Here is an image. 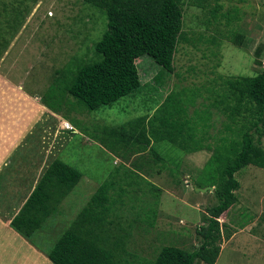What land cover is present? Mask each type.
<instances>
[{
  "label": "rangeland",
  "instance_id": "obj_1",
  "mask_svg": "<svg viewBox=\"0 0 264 264\" xmlns=\"http://www.w3.org/2000/svg\"><path fill=\"white\" fill-rule=\"evenodd\" d=\"M221 3L224 13L237 12L240 20L227 26L226 20L221 19L219 25L206 28L204 10L190 4L184 7V31L192 44H179L174 72L165 76L164 84L160 86L154 83L155 77L158 74L160 76L161 66L147 56L141 57L137 64L145 86L112 107L90 111L78 99L64 92L66 83L61 81L68 78L65 73L69 66L98 59L94 45L107 30L102 14L77 0H1L0 11L6 7L7 12L0 15V25L4 27L0 31L6 30V21L13 20L10 15L13 11L22 10L23 17H18L15 28L10 29L8 26L6 30L5 37L11 40H8L2 53L5 58L0 60V76L21 84L28 94L33 93L41 100L50 92L53 96L50 103L57 104L59 109L58 113L50 111L73 123L78 130L65 133L67 140L59 142L62 148L56 153V158L78 170L83 179L62 203L50 227L43 231L42 238L34 235L37 244L45 252L52 249L99 186L116 171V180L125 193L117 188L112 195L114 199L121 196V202H124L117 203L115 208L123 216L122 234L129 237L130 233L127 249L137 255L136 260L155 259L165 245L187 250H194L200 245L197 229L204 223L203 215L218 204L215 187L206 186L210 177L216 178L218 175L213 172L215 168L206 166L213 152L204 150L186 154L167 142L156 144V150L164 156L165 163L144 169L147 181L161 189L155 226L151 228L141 222L145 221L144 216L150 208L156 206L155 191L153 189L152 192L153 187L148 182L129 172L131 164H127L124 158L129 144L120 142L111 133L138 117L148 113L152 115L170 93H177L187 103L190 116L197 113L194 119L201 129L205 125L211 126L205 145L214 146L223 137L231 138L233 134L225 130L228 119L218 109L211 107L214 94L209 92L215 89V93H222L221 76H252L258 73L254 53L258 45H264V0H222ZM236 30L247 35L249 46L246 50L230 42L231 33ZM213 39L218 44L213 43ZM2 42L5 40L1 39ZM55 96H58V100ZM31 124L29 131L27 125L26 132L21 131L25 132L27 146H32V140L40 143L43 137H48L45 135L41 138L43 134L40 133L46 131L43 122ZM116 146L120 148L118 153L110 150ZM138 157L134 156L132 160ZM236 179L240 183V189L236 192L241 201L240 206L230 214L228 220L221 217L220 222L232 231L236 228L237 232L253 222V227L258 224L255 230L264 232V169L248 166L236 174ZM86 185L89 188H85ZM208 187L213 189L204 193L196 191ZM244 208H248V212L245 213ZM139 216L142 217L138 219ZM136 220L139 225L135 224L133 229L131 224ZM55 221L56 224L51 227ZM227 231L230 230L227 228L225 233ZM238 235L237 241L228 244L229 238L223 234L222 251L216 264H257L255 260L246 258L243 243L238 241L246 240V233ZM6 238L12 247L4 249L0 246V264H10L11 257L22 250V238L19 235L9 234ZM29 242L34 245L32 241ZM253 245L250 243L249 247ZM127 258L129 261L135 260L133 256Z\"/></svg>",
  "mask_w": 264,
  "mask_h": 264
},
{
  "label": "trees",
  "instance_id": "obj_2",
  "mask_svg": "<svg viewBox=\"0 0 264 264\" xmlns=\"http://www.w3.org/2000/svg\"><path fill=\"white\" fill-rule=\"evenodd\" d=\"M77 1L98 10L107 27L101 40L94 45L98 59L69 66L65 73L69 79L61 81L66 83L64 92L78 99L90 111L112 107L145 86L137 64L141 57L147 56L161 66L160 76L158 74L155 77L154 83L160 86L164 84L165 76L174 72L179 44H192L184 31V7L187 4L205 11L206 28L219 25L221 19L226 20L227 26L240 20L237 12H223L222 0ZM24 10L27 8L24 7ZM21 11L15 10L10 14L13 20L6 21V30L8 26L10 29L15 28L16 22L23 17ZM5 12L6 7H3L0 15ZM0 30H4L2 25ZM6 30L0 31V40H5L0 43L1 54L7 47ZM231 35L230 42L240 49L248 48L247 35L237 30ZM212 42L218 44L217 40L213 39ZM254 62L258 67L256 75L221 76L222 93H215V89L209 92L214 94L211 107L218 109L228 119L225 130L233 134L231 138L223 137L214 146L205 145L211 126L205 125L201 129L194 119L197 113L190 116L187 103L177 93H170L152 115L148 113L138 117L111 133L120 142L129 144L125 150V159L139 156L130 162L129 172L148 182L153 187L152 192L153 189L155 191L156 206L150 208L144 216L145 221L141 222L151 228L155 226L161 189L147 181L144 169L165 163L164 156L156 150V144L167 142L186 154L204 150L213 152L206 166L211 165L215 168L213 172L218 175L216 178L210 177L206 186L215 187L218 204L203 215L204 223L197 229L200 238L197 248L187 250L170 244L163 246L153 260H136L137 255L127 249L130 233L129 237L122 234L123 216L115 208L117 203L124 202H121V196L114 199L112 195L117 188L125 193L116 180V171L91 196L52 249L45 252L37 244L34 235L42 238L43 231L50 227L52 218L82 178L78 170L61 159H56L50 165L11 221V227L43 250L53 264H216L222 251L223 234L227 238L232 236L231 228L221 223L220 218L239 200L236 192L240 189V183L236 174L248 166L264 169V45L257 46ZM49 93L43 97V104L58 113L57 104L50 103L53 96ZM55 99L58 100V96ZM110 150L118 153L120 148L116 146ZM147 152L150 153L148 158L144 156ZM138 223L136 220L131 227L135 229ZM55 224L56 221L51 227ZM227 228L230 231L225 233ZM129 256L135 257V260L129 261Z\"/></svg>",
  "mask_w": 264,
  "mask_h": 264
},
{
  "label": "crops",
  "instance_id": "obj_3",
  "mask_svg": "<svg viewBox=\"0 0 264 264\" xmlns=\"http://www.w3.org/2000/svg\"><path fill=\"white\" fill-rule=\"evenodd\" d=\"M6 40L11 39L6 38ZM4 55L0 54V60L5 58ZM0 81L4 82H0V246L4 249L12 247L6 237L9 234H17L22 238V250L18 255L11 257L10 264H53L46 253L36 248L11 227V221L19 213L50 165L59 159L56 158V153L62 148L59 142L67 140L65 133L73 130L78 132V130L73 123L53 114L37 95L28 94L21 84H16L3 76H0ZM33 122H43L46 131L40 133L43 134L41 138L45 135L48 137H43L40 143L32 140L30 141L32 146H27L26 125L29 131ZM65 123H69L73 127L72 130L66 129ZM22 130L25 132L22 133ZM132 159L125 160L129 164ZM82 179L83 175L80 182ZM85 188L89 186L86 185ZM240 203L239 198V202L224 213L222 216L225 217L224 220H228ZM247 209H243L245 213L248 212ZM256 226L253 227V222H250L238 232L234 228L227 243L237 241L238 234L246 233L247 239H238V241L243 243L246 258L260 264L261 261L264 262V232L255 230ZM250 243L254 245L249 247Z\"/></svg>",
  "mask_w": 264,
  "mask_h": 264
},
{
  "label": "water",
  "instance_id": "obj_4",
  "mask_svg": "<svg viewBox=\"0 0 264 264\" xmlns=\"http://www.w3.org/2000/svg\"><path fill=\"white\" fill-rule=\"evenodd\" d=\"M212 189H213V188L208 187V188H206V189H196V191H197V192L204 193V192H206L207 190H212Z\"/></svg>",
  "mask_w": 264,
  "mask_h": 264
},
{
  "label": "built area",
  "instance_id": "obj_5",
  "mask_svg": "<svg viewBox=\"0 0 264 264\" xmlns=\"http://www.w3.org/2000/svg\"><path fill=\"white\" fill-rule=\"evenodd\" d=\"M65 127L68 129H72L73 127L69 123H65Z\"/></svg>",
  "mask_w": 264,
  "mask_h": 264
}]
</instances>
